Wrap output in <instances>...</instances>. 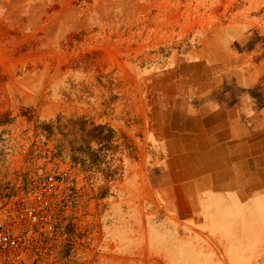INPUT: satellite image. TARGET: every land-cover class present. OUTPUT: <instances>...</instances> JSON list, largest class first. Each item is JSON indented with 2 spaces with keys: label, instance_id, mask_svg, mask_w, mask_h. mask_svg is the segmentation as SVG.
Segmentation results:
<instances>
[{
  "label": "rangeland",
  "instance_id": "rangeland-1",
  "mask_svg": "<svg viewBox=\"0 0 264 264\" xmlns=\"http://www.w3.org/2000/svg\"><path fill=\"white\" fill-rule=\"evenodd\" d=\"M194 104L231 108L255 167L264 0H0V183L66 171L73 186L49 264H162L149 231L196 197L179 145Z\"/></svg>",
  "mask_w": 264,
  "mask_h": 264
},
{
  "label": "crops",
  "instance_id": "crops-1",
  "mask_svg": "<svg viewBox=\"0 0 264 264\" xmlns=\"http://www.w3.org/2000/svg\"><path fill=\"white\" fill-rule=\"evenodd\" d=\"M183 109L180 152L195 164L185 169L181 186L187 195L194 191L195 196L196 190V197L183 198L178 214H164L174 229L163 225L149 231L150 252L162 256V264H264V152L252 167L246 127L236 130L231 124V108L194 104ZM124 200L114 199L115 224L107 233L119 249L117 222ZM187 249L195 259L177 255Z\"/></svg>",
  "mask_w": 264,
  "mask_h": 264
},
{
  "label": "built area",
  "instance_id": "built-area-1",
  "mask_svg": "<svg viewBox=\"0 0 264 264\" xmlns=\"http://www.w3.org/2000/svg\"><path fill=\"white\" fill-rule=\"evenodd\" d=\"M66 171L32 183H0V264H49L63 243L73 201Z\"/></svg>",
  "mask_w": 264,
  "mask_h": 264
}]
</instances>
